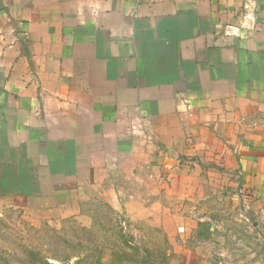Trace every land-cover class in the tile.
<instances>
[{"label":"crops","instance_id":"obj_1","mask_svg":"<svg viewBox=\"0 0 264 264\" xmlns=\"http://www.w3.org/2000/svg\"><path fill=\"white\" fill-rule=\"evenodd\" d=\"M0 159L157 226L192 180L264 203V0H0Z\"/></svg>","mask_w":264,"mask_h":264},{"label":"rangeland","instance_id":"obj_2","mask_svg":"<svg viewBox=\"0 0 264 264\" xmlns=\"http://www.w3.org/2000/svg\"><path fill=\"white\" fill-rule=\"evenodd\" d=\"M3 162L0 264H96L98 259L101 264H264V203L250 200L238 185L213 184L212 175V183L202 181V188L192 180L183 200H170L180 205L179 212L162 213L157 226L151 216H138V204L130 209L137 216H131L123 204L127 198L115 210L91 186L72 192L70 184L49 177L36 183ZM119 185L132 192L139 188L133 182ZM148 196L146 203L152 202Z\"/></svg>","mask_w":264,"mask_h":264},{"label":"trees","instance_id":"obj_3","mask_svg":"<svg viewBox=\"0 0 264 264\" xmlns=\"http://www.w3.org/2000/svg\"><path fill=\"white\" fill-rule=\"evenodd\" d=\"M96 264H101V263L99 262V259H98V262H97Z\"/></svg>","mask_w":264,"mask_h":264},{"label":"built area","instance_id":"obj_4","mask_svg":"<svg viewBox=\"0 0 264 264\" xmlns=\"http://www.w3.org/2000/svg\"><path fill=\"white\" fill-rule=\"evenodd\" d=\"M263 185H264V175H263Z\"/></svg>","mask_w":264,"mask_h":264}]
</instances>
